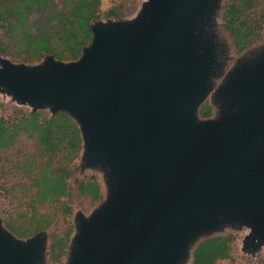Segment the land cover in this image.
<instances>
[{"label": "water", "instance_id": "95a60500", "mask_svg": "<svg viewBox=\"0 0 264 264\" xmlns=\"http://www.w3.org/2000/svg\"><path fill=\"white\" fill-rule=\"evenodd\" d=\"M217 0H145L132 21L92 23L75 60L0 62V89L78 124L81 163L107 170L108 193L78 216L68 264H179L190 240L222 223L264 244V48L197 108L219 49L205 29ZM44 236L18 240L0 224V264H39Z\"/></svg>", "mask_w": 264, "mask_h": 264}, {"label": "trees", "instance_id": "16d2710c", "mask_svg": "<svg viewBox=\"0 0 264 264\" xmlns=\"http://www.w3.org/2000/svg\"><path fill=\"white\" fill-rule=\"evenodd\" d=\"M121 9V5L116 4L102 11L101 0H0V54L8 51L30 63L47 56L55 60H75L91 39L92 23L99 18L120 20ZM221 9L230 44L240 53L259 37L264 7L259 6L258 0H227ZM15 111L12 117L0 116V150L9 149L21 135L30 138L38 148L36 155H25L16 162L29 182L31 193L26 205L33 212L36 207L68 194L71 177L68 167L78 156L82 140L77 122L66 112ZM197 112L202 118L211 114L206 102ZM76 189L91 200L100 198L99 185L93 176L78 181ZM69 210L67 206L62 207L66 223ZM36 221L31 218L22 231L9 224L6 227L16 236L26 237L45 224L44 221L36 224ZM71 232V224L67 223L63 232L51 236L48 245L51 260H59ZM231 241L230 234L204 237L191 249L190 264H215L227 258Z\"/></svg>", "mask_w": 264, "mask_h": 264}, {"label": "rangeland", "instance_id": "374dc122", "mask_svg": "<svg viewBox=\"0 0 264 264\" xmlns=\"http://www.w3.org/2000/svg\"><path fill=\"white\" fill-rule=\"evenodd\" d=\"M144 1L145 0H101L102 11L109 6L120 4L123 17L120 20L99 18L94 22L106 24L109 21H132L138 17ZM226 1L227 0H217L205 21V29L212 34L219 49L216 74L211 78L212 86L198 105V108L203 102H206L209 105L211 113L209 117H215L218 112V103L215 100L214 95L216 88L222 83L225 75L235 66L238 60L251 56L264 48L263 23L257 39L251 42L242 52L236 53L234 51V48L230 44V38L223 27V20L221 18V8ZM258 2L260 7H264V0H258ZM44 59L30 63L17 58L14 54L9 53L8 51L3 55L0 54V62L1 60H6L12 64H22L27 66L36 65ZM56 61L67 62L64 60ZM15 109L23 112L33 110L27 103H19L12 100L6 89H0V116L12 117L16 113ZM34 110H40L45 114L50 113V108L47 105ZM82 146L81 141L79 154L68 167L71 170V177L68 179V194L61 197L58 201L36 207L33 212H31L26 205L29 194L31 193L29 182L23 176L20 165H17L16 162L20 161L25 155H36L39 152L38 148L30 138L21 135L9 149L0 150V224L10 236L20 241L25 240L36 233H41L44 236L39 264H68L72 244L71 239L77 231L76 225L78 216L88 218L94 210L102 205L107 196L109 187L107 170L99 165H93L90 163L82 164ZM90 176L95 177L96 182L99 185L100 198L96 200H91L86 194H80L76 189L78 181H84ZM63 206H67L70 209L66 219L67 223L71 224L72 232L66 249L59 260H51L48 255V245L51 236L63 232L67 224L65 222V217L62 214ZM31 218H33V220H38L36 221V224H38L39 221H44L45 224L43 223L44 225L42 224L38 230L26 237L16 236L12 230L6 227V224H9L13 228H19L22 231L25 224L27 228ZM224 234H230L232 236L229 256L217 261L215 264H264V244L258 246L254 250L250 249L247 243L249 229L238 222L222 223L210 230L202 231L194 236L184 250L179 264H190L191 249L198 241L204 237Z\"/></svg>", "mask_w": 264, "mask_h": 264}]
</instances>
